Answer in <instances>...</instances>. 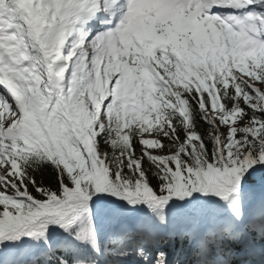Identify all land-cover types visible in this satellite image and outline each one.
<instances>
[{
  "label": "snow or ice",
  "instance_id": "snow-or-ice-1",
  "mask_svg": "<svg viewBox=\"0 0 264 264\" xmlns=\"http://www.w3.org/2000/svg\"><path fill=\"white\" fill-rule=\"evenodd\" d=\"M117 10L89 39L84 25ZM38 163L56 169L55 188L30 174ZM257 165L264 0H0V242L42 241L33 264H264ZM192 193L214 195L221 216L170 232L187 242L179 254L119 200L99 222L93 211L111 194L163 225Z\"/></svg>",
  "mask_w": 264,
  "mask_h": 264
},
{
  "label": "trees",
  "instance_id": "trees-1",
  "mask_svg": "<svg viewBox=\"0 0 264 264\" xmlns=\"http://www.w3.org/2000/svg\"><path fill=\"white\" fill-rule=\"evenodd\" d=\"M200 126L201 128L205 127L202 121L200 122ZM98 139H100V150L101 151H111L110 146L105 144L102 138L98 137ZM146 166L151 167V165H147V163H146ZM256 167L258 169V171L254 173L256 177L255 178H253L252 176L249 177L248 185L251 184L252 182L261 183V181H264V167L260 165H257ZM29 172L32 176L35 177V179L37 180V183H44L50 188H55L56 185L58 184V180L56 178L57 177L56 169L52 166L51 163H38L34 169L30 168ZM151 181L156 182L155 177H152ZM32 191L34 192L35 190L32 189ZM194 194L195 193H192V195ZM35 195L39 197V193H35ZM108 195H111V194H108ZM176 199H184V198H176ZM210 207H211V210L213 211L214 220H217L218 214L221 212V209L219 208L218 203H213L212 205H210ZM169 210H172L176 213L178 211V210H174V208H172L171 206L169 207ZM147 225L149 226L150 224H147ZM179 243L180 242H176L175 245L179 246Z\"/></svg>",
  "mask_w": 264,
  "mask_h": 264
},
{
  "label": "rangeland",
  "instance_id": "rangeland-1",
  "mask_svg": "<svg viewBox=\"0 0 264 264\" xmlns=\"http://www.w3.org/2000/svg\"><path fill=\"white\" fill-rule=\"evenodd\" d=\"M175 27V26H174ZM169 34L171 35V36H175V31H173V29L172 28H170L169 29ZM253 178H255L256 177V175L255 174H253V176H252ZM197 194V193H196ZM198 194H200V193H198ZM103 195H107V194H103ZM112 197L111 195H108V197ZM94 200H95V197L93 198ZM195 208H194V210H198V208L199 207H197L198 205L197 204H194L193 205ZM200 209H202V206L200 207ZM197 210H196V212H197ZM203 211H206V209H203ZM131 212H132V215L135 217V218H139L140 219V221H145V220H147V221H149V219L151 218V219H156L157 218V216H156V214L155 213H153V212H150L144 205H140V207H136V208H132L131 209ZM129 215V214H128ZM130 216L129 215V218L127 217V219L130 221L131 220V218L130 217H133V216ZM221 215V214H220ZM210 216H211V214L210 213H207V219L209 220V218H210ZM207 225V224H206ZM171 251V250H170ZM171 252H173V251H171ZM174 254H175V252H173Z\"/></svg>",
  "mask_w": 264,
  "mask_h": 264
},
{
  "label": "bare ground",
  "instance_id": "bare-ground-1",
  "mask_svg": "<svg viewBox=\"0 0 264 264\" xmlns=\"http://www.w3.org/2000/svg\"><path fill=\"white\" fill-rule=\"evenodd\" d=\"M145 27H146V26H145ZM130 207L133 208L132 206H130ZM136 207H140V205H137ZM136 207H135V208H136ZM203 224H204V223L201 224L200 228H202ZM190 228H191V227H190Z\"/></svg>",
  "mask_w": 264,
  "mask_h": 264
}]
</instances>
